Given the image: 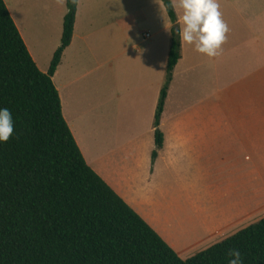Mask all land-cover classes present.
Wrapping results in <instances>:
<instances>
[{"label":"crops","instance_id":"obj_1","mask_svg":"<svg viewBox=\"0 0 264 264\" xmlns=\"http://www.w3.org/2000/svg\"><path fill=\"white\" fill-rule=\"evenodd\" d=\"M3 1L46 73L66 0ZM124 2L78 0L52 82L86 164L186 260L264 219V0H217L228 33L216 57L180 41L158 149L173 24L160 0Z\"/></svg>","mask_w":264,"mask_h":264},{"label":"trees","instance_id":"obj_2","mask_svg":"<svg viewBox=\"0 0 264 264\" xmlns=\"http://www.w3.org/2000/svg\"><path fill=\"white\" fill-rule=\"evenodd\" d=\"M160 1L173 27L153 122L157 149L181 47L172 3ZM77 2L66 0L60 45L42 73L0 0V108L14 121L13 135L0 143V264H228L231 249L243 264H264V219L182 260L86 164L52 82L71 42Z\"/></svg>","mask_w":264,"mask_h":264},{"label":"clouds","instance_id":"obj_3","mask_svg":"<svg viewBox=\"0 0 264 264\" xmlns=\"http://www.w3.org/2000/svg\"><path fill=\"white\" fill-rule=\"evenodd\" d=\"M182 9L176 35L185 44L192 45L196 52L207 57H216L226 40L228 26L222 19L217 0H177ZM176 6V5H174ZM14 132L12 114L7 108H0V143H6ZM228 264H243L242 254L238 249L227 253Z\"/></svg>","mask_w":264,"mask_h":264},{"label":"rangeland","instance_id":"obj_4","mask_svg":"<svg viewBox=\"0 0 264 264\" xmlns=\"http://www.w3.org/2000/svg\"><path fill=\"white\" fill-rule=\"evenodd\" d=\"M108 1H109V5H125L124 0H108ZM128 1L131 5H137L141 3V0L140 1L139 0H128ZM141 32L142 33L149 32L150 34L153 33L150 27H147V26H142Z\"/></svg>","mask_w":264,"mask_h":264},{"label":"built area","instance_id":"obj_5","mask_svg":"<svg viewBox=\"0 0 264 264\" xmlns=\"http://www.w3.org/2000/svg\"><path fill=\"white\" fill-rule=\"evenodd\" d=\"M146 37H148V35H146Z\"/></svg>","mask_w":264,"mask_h":264}]
</instances>
